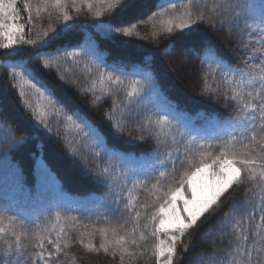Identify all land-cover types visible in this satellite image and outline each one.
I'll return each instance as SVG.
<instances>
[{
  "label": "snow or ice",
  "instance_id": "1",
  "mask_svg": "<svg viewBox=\"0 0 264 264\" xmlns=\"http://www.w3.org/2000/svg\"><path fill=\"white\" fill-rule=\"evenodd\" d=\"M19 2L0 0V49L12 57L8 74L20 104L38 128L55 131L74 160L87 166L94 157L97 175L118 179L120 188L113 193L115 207L107 214L95 213L94 221L91 215L82 220L57 211L38 218L41 223L36 225L0 211V264H79L84 254H103L116 264H138L145 258L177 264L178 253L190 247L185 238L221 215L220 236L226 247L214 251L209 264H264V0L258 19L248 0H182L179 5L167 0V7L123 16L131 0H22V7ZM86 14L109 17L103 25L107 35L140 37L134 30L150 25L154 41L161 36L188 37L202 24L236 29L245 54L237 65L210 44L192 49L208 70L201 74L202 92L233 109L223 131L210 139L192 135L174 123L177 118L171 112H156L154 119L136 117L138 138L165 147V158L143 173L144 179L133 169L117 172L115 164L100 167L99 161L115 159V154L107 149L104 132L64 86L88 95L92 107L110 99L104 116L115 131L123 132L130 118L128 106L140 97L144 85L136 79L125 86L124 78L115 74L118 69H100L99 57L84 63L82 58L95 56L94 50L54 46L72 22ZM116 17L121 18L113 26L111 19ZM33 34L35 38H29ZM80 67L90 78L88 86L81 87ZM49 72H55L59 83L48 78ZM209 74L218 75L216 87L208 84ZM119 93L125 99L117 103ZM6 103L0 95V108ZM246 184L252 186L245 191L251 199H234L233 190ZM75 249L83 252L78 255Z\"/></svg>",
  "mask_w": 264,
  "mask_h": 264
},
{
  "label": "trees",
  "instance_id": "2",
  "mask_svg": "<svg viewBox=\"0 0 264 264\" xmlns=\"http://www.w3.org/2000/svg\"><path fill=\"white\" fill-rule=\"evenodd\" d=\"M173 2L179 5L182 0ZM248 3L253 5L252 13L258 19L261 0H248ZM131 4L132 6L122 16L156 11L157 6L167 7V0H131ZM19 6L22 7V0ZM120 18L111 19L113 26ZM109 20L107 16L100 19H94L87 14L80 16L72 22V26L61 35L54 46L68 51L78 48L85 53L94 50L95 56L87 54L82 58L84 63L99 57L96 63L100 69L102 71H113L114 67L118 69L115 74L124 78L125 86L131 80L140 79L143 82L144 90L140 97L134 98L133 103L128 106L130 118L123 132L115 131L104 116V111L111 106L110 99L99 107H92L88 95H81L67 85L64 87L74 103L86 111L104 132L107 137V149L115 154V159L105 157L99 161L100 167L115 164L117 172L133 169L141 174L137 178L144 179L142 174L151 172L153 167L159 166L158 161L165 158L166 149L157 145L153 139L138 138L136 117L142 120L151 115L154 119L156 112L161 114L171 112L177 118L174 123H178L182 130L190 131L192 135L210 139L220 134L227 126V116L233 109L231 106L226 107L222 99L218 101L216 96L202 92L201 74L208 70L201 65L200 59L192 49L200 50L202 44H210L226 61L237 65L245 55L241 51L244 45L240 43L236 29L221 30L219 24L215 28L202 24L188 37L178 39L177 35H174L166 39L161 36L154 41L151 38L153 29L150 25L134 30L141 33L140 37L107 35V29L103 25ZM29 38L34 39L35 35ZM244 38L248 39L249 35L245 33ZM11 62L12 57L8 50L0 49V95L7 100L5 106L0 108V130H6L12 137L4 151L2 150L8 159L3 164L0 163V183L6 184L3 181L8 175L6 170L12 171L15 180L12 183L14 192L7 197L9 204L2 205V208L0 206V211L6 210L7 214L19 216L27 222L35 221L36 225H39L41 220L38 218L49 215V208L45 202L40 201V198L43 195L48 198L53 194V198L59 202L57 208L60 205L74 204L76 206L74 213L78 212L82 216L96 217L95 213H109L110 209L115 207L112 203L113 193L119 192L120 181L97 175L99 168L91 162L94 161V157H89L90 162L87 166L74 160L58 142L55 131L48 133L42 127L36 126L12 88L8 74V65ZM77 75L81 87L89 85L90 78L83 67H80ZM47 76L53 82L59 83L55 72H49ZM218 80V75L215 77L212 74L208 75V84L212 87H216ZM99 87L98 84L97 88ZM124 99L123 93H119L117 103ZM51 126L55 129L54 120ZM115 175L114 173L113 176ZM251 187L246 184L235 188L232 196L241 202L251 199L245 196L246 189ZM7 189L9 187L2 191ZM144 196L145 193L141 191V200ZM223 219L221 215L185 238V243H190V247L187 253L183 250L178 253L177 264H201V258L202 264H209L211 254L226 247L221 242L225 238L220 236L219 228ZM30 226L34 227L31 224ZM74 252L79 255L83 250L75 249ZM205 253L208 255L205 256ZM180 256H183L182 260ZM79 264L116 262L103 254L98 256L84 254ZM138 264H155V261L145 258Z\"/></svg>",
  "mask_w": 264,
  "mask_h": 264
},
{
  "label": "rangeland",
  "instance_id": "3",
  "mask_svg": "<svg viewBox=\"0 0 264 264\" xmlns=\"http://www.w3.org/2000/svg\"><path fill=\"white\" fill-rule=\"evenodd\" d=\"M11 140H12V137L9 133H6V130H0V163H2V164H3V162H6L8 159L7 157H5V154L3 153V151L5 149V146H7ZM6 172L8 175L6 178H3V181L6 184L0 183V206H1V208L3 207L2 205L9 204L7 197L9 195H12V193L14 192V185L12 183L15 180H14L13 173L10 170H6ZM8 187H9V189H7L6 191H2L3 189L8 188ZM40 199H41L40 201L45 202V205L49 208L48 212L52 213L53 215L57 211H60L61 213L67 212L68 216H79L82 220L86 217V216L80 215L78 212H77V214L74 213V210H75L74 208H76V206L74 204H67L66 206L60 205V207L57 208V206H59V202L55 198H53V194L50 195L48 198L43 195ZM95 219H96V217H92L93 221ZM85 222H87V221H85Z\"/></svg>",
  "mask_w": 264,
  "mask_h": 264
}]
</instances>
